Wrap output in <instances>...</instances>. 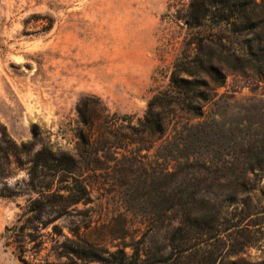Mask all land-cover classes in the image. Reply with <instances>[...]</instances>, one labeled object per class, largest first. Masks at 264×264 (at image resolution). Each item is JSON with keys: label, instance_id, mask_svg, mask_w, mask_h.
Masks as SVG:
<instances>
[{"label": "rangeland", "instance_id": "obj_1", "mask_svg": "<svg viewBox=\"0 0 264 264\" xmlns=\"http://www.w3.org/2000/svg\"><path fill=\"white\" fill-rule=\"evenodd\" d=\"M191 2L0 0V264H156L179 230L173 264H264V50L223 25L200 51ZM209 55L226 79L189 124L195 167L117 148L107 126Z\"/></svg>", "mask_w": 264, "mask_h": 264}, {"label": "trees", "instance_id": "obj_2", "mask_svg": "<svg viewBox=\"0 0 264 264\" xmlns=\"http://www.w3.org/2000/svg\"><path fill=\"white\" fill-rule=\"evenodd\" d=\"M209 23L213 24L210 32L197 40L200 51L203 49V42L207 46L210 44L212 48H223L222 36L213 31L222 29L223 25L242 35H252V40L248 43L249 54L252 55L254 50H264V0H192L186 16L187 26L208 27ZM260 30L263 34L259 33ZM211 58L209 55L208 63L199 57L193 60L186 56L178 59L172 72L170 88L152 97L145 117L139 121L137 127L128 126L127 133H124L120 129L107 126V134L115 138L117 148L166 141L163 149L167 153L163 156L164 163L160 168H168L169 163H178L181 166L180 161L184 162V168L195 167L191 163L198 160V151L202 146L194 144L195 136L191 133L189 124L195 119L206 118V106L215 103L219 96L217 91L225 84L226 79L223 68L213 64ZM183 120L186 122L183 123ZM173 122L174 134L168 135ZM166 136L167 139L164 140ZM141 150L142 147L133 149L131 154L137 155ZM208 162L207 160L206 163ZM206 163L199 166L206 168ZM139 168H152V164ZM184 192L185 189L180 192L181 196ZM182 203L181 199V205ZM183 237L180 230L170 234L168 248L171 253L160 256L154 263L173 264V253Z\"/></svg>", "mask_w": 264, "mask_h": 264}]
</instances>
